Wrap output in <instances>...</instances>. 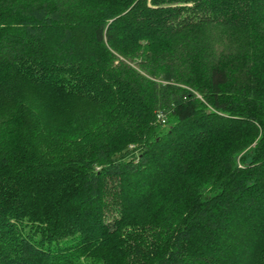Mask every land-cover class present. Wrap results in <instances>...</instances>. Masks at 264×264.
Segmentation results:
<instances>
[{
  "label": "trees",
  "instance_id": "trees-1",
  "mask_svg": "<svg viewBox=\"0 0 264 264\" xmlns=\"http://www.w3.org/2000/svg\"><path fill=\"white\" fill-rule=\"evenodd\" d=\"M263 12L264 0H0V92L108 102L123 125L116 139L77 137L70 157L0 149V264H264V51L231 90L234 61L190 42L192 90L150 48L207 25L255 35ZM53 108L14 107L7 126L43 134Z\"/></svg>",
  "mask_w": 264,
  "mask_h": 264
},
{
  "label": "rangeland",
  "instance_id": "rangeland-1",
  "mask_svg": "<svg viewBox=\"0 0 264 264\" xmlns=\"http://www.w3.org/2000/svg\"><path fill=\"white\" fill-rule=\"evenodd\" d=\"M51 1L59 2L61 0ZM263 22L264 12L261 19L257 21L256 29L257 27L259 29L255 35L248 30L249 27L248 29H244L226 24L207 25L203 28L181 31L180 37L182 40H175L174 37L167 38V42H155L153 43L155 45L151 44L150 48L151 50L154 48H158L159 51L162 50V54H164L165 57L163 61L164 64L167 65L169 71L174 72L176 81L172 84L175 88H190L193 90V88L189 87L192 81L188 72V60L183 53H185L187 48L193 43L192 41L196 42L198 40L207 43L218 62L225 60L226 63L228 61L230 65L231 62L234 61L230 67L233 75L231 76L232 81L230 82L229 88L237 90V88H243L241 83L246 77L250 78L251 69L249 70V68L252 62L245 57H248L247 55L252 53L264 51V36L262 33V31H264ZM259 24L262 26L259 27ZM187 43L190 44L187 45ZM147 50L149 49L147 48ZM141 59L145 61V57ZM120 62L124 63V66L134 68L141 76L149 78L153 82L166 84L157 78H153L152 75L151 77L148 76L144 67H139L137 63L135 64L123 57H119L118 60H115L114 65L118 66ZM221 63L225 64L224 62ZM250 79L252 80V78ZM256 86L257 83H253L250 89L255 92L257 90V88H255ZM260 90L263 92L264 88L261 87ZM94 91L95 90H92L90 93L91 97L96 94ZM149 91H145V94L147 93L148 97L154 99V94ZM154 91V93H160L158 88H155ZM176 91L177 90H175V92ZM99 97L104 98L103 96ZM197 97L200 100L202 98L200 94H198ZM89 100L91 99L62 98L61 93H53L34 85H23L20 89L1 91L0 149H8L12 151V153L14 151L16 157L19 159H30L31 157L34 159L36 155L40 159L70 157L75 156L76 152L83 147L84 142H81L77 137H81V135L85 133L95 131L96 135L102 136L104 140L120 137L123 126L120 120L121 118L116 112H112V107L108 109V102L106 108L102 109L99 107L100 104L98 105V103ZM25 104L28 108H32V111L38 109L39 112L44 105L55 107L53 108L54 112L50 113V110L45 112L42 110V114L39 116L41 117L40 123L44 124L46 129L43 134H40L38 129L31 127L34 132V136L31 137L19 132L21 130L20 128H11L7 126L8 124L6 121L13 110L15 111L14 107L18 109ZM109 104L116 106L117 103L110 101ZM25 110L28 112L26 107ZM138 117L140 116L136 113L135 119ZM34 121L31 120V124H35V127H37L39 122L36 118ZM135 122L137 121L135 120ZM130 126L132 127V125ZM29 131L30 129L28 128L27 133H29ZM244 143L245 142H243V144ZM257 143L258 139L253 141V144L249 148L254 147Z\"/></svg>",
  "mask_w": 264,
  "mask_h": 264
},
{
  "label": "built area",
  "instance_id": "built-area-1",
  "mask_svg": "<svg viewBox=\"0 0 264 264\" xmlns=\"http://www.w3.org/2000/svg\"><path fill=\"white\" fill-rule=\"evenodd\" d=\"M162 119H163V118H162ZM161 122H162V123H165V120L163 119Z\"/></svg>",
  "mask_w": 264,
  "mask_h": 264
}]
</instances>
